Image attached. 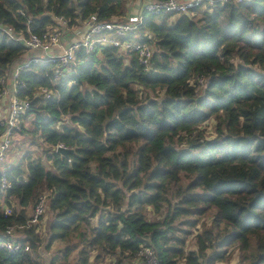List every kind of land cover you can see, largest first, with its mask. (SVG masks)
<instances>
[{"label": "trees", "instance_id": "obj_1", "mask_svg": "<svg viewBox=\"0 0 264 264\" xmlns=\"http://www.w3.org/2000/svg\"><path fill=\"white\" fill-rule=\"evenodd\" d=\"M129 1L0 0V24L24 38L61 28L58 18L72 30L91 16L122 21ZM134 35L152 49L148 70L133 51L97 47L77 51L56 84L50 61L20 73L31 135L47 148L5 169L0 243L39 248L26 209L45 187L46 250L62 243L48 264H143L142 248L157 264H228L233 254L237 264H264V76L247 68L264 72V0L144 11ZM25 53L0 31V96ZM40 88L53 96H37ZM58 145L73 153H56ZM0 264L37 263L0 247Z\"/></svg>", "mask_w": 264, "mask_h": 264}, {"label": "built area", "instance_id": "obj_2", "mask_svg": "<svg viewBox=\"0 0 264 264\" xmlns=\"http://www.w3.org/2000/svg\"><path fill=\"white\" fill-rule=\"evenodd\" d=\"M204 1H207L209 6H213L216 1L225 3L228 0H156L146 4L142 12L127 15L122 21L111 19L100 22L97 21L95 16H91L82 25L84 27L83 32H80L81 27L71 30L73 31L74 38L68 44L63 42L67 31L65 29L67 23L62 18L57 19L61 28L49 30L41 35L30 34L27 38H24L21 34H16L12 28L4 27L0 24V31L4 32L9 40L19 41L26 49L22 62L11 71V97L7 116L2 121L5 130L0 135V167H2L6 153L12 144L14 132L21 130L23 118L30 107V101L28 99H20L18 96V91L24 87L19 81V76L22 71L30 65H38L42 62L50 61L53 63L52 82L56 84L69 72L71 65L74 63L75 53L77 51L84 49L86 52H91L97 47H115L119 49L121 54L126 53V51H133L136 53L138 62L148 70L152 49L148 45L132 43L128 40V37L132 34L135 37L134 34L137 33L142 23V14L144 11L149 13L181 15L187 14L191 9L201 6ZM233 1L236 3L241 1L250 2V0ZM5 94L6 91L3 90L0 99ZM37 96H41L47 100L53 96V92L48 88H40ZM57 147L65 148L63 145H58ZM10 186V182L5 175V169H1L0 192L6 191ZM45 203V196H39L37 198L31 213L28 215L26 227L39 228L45 213ZM4 214L10 215L11 210L6 208ZM8 230L12 231V227H9ZM0 247L10 253H17L19 251L30 252V245L28 243H17L7 240L1 242ZM139 257L143 264H157L155 255L150 248H142L139 252Z\"/></svg>", "mask_w": 264, "mask_h": 264}, {"label": "rangeland", "instance_id": "obj_3", "mask_svg": "<svg viewBox=\"0 0 264 264\" xmlns=\"http://www.w3.org/2000/svg\"><path fill=\"white\" fill-rule=\"evenodd\" d=\"M131 1L129 2V4L132 3ZM199 7H201V6H199ZM113 19L120 21V19H117V18H113ZM135 43H137V42H135ZM29 54H31V53H29ZM129 59H130L129 56L126 57V59H125L126 64L129 63ZM203 88H204V83L200 81L199 85H198V89L202 90ZM33 120H34L33 114H30L29 116H25L23 118V121H22L21 129L25 130L26 132L23 133L22 130L14 132L13 138H12V144H11L9 151H8L9 157H8L6 164L16 165V164H19L22 162V165H24L26 163V161L23 160L24 158L31 157L33 159H38V158L42 159L44 157L43 156V150H45L47 148V146L45 144H43L41 141H38V140L34 141L32 135H31V132L33 130ZM204 127L207 130L208 138H213L214 137L213 125H211V123H207V126L205 125ZM27 131H29V133ZM48 195H49V193L46 192V188L43 187L41 189V194L39 196H45L46 200H47ZM36 199L31 204L32 207H33L34 203L36 202ZM204 221L209 222V219L205 218ZM50 222H51V215L48 212L47 208H45V215L41 220V224H40L39 228L36 229L41 236V240H42L41 242L42 243L40 244L39 248L34 253L31 252V250L29 252L37 264H48L52 260L54 255L58 253V250L61 246L60 244H62L59 242H53L52 245L50 246V249L46 250V245H47L46 241L48 240L49 233H50V228H49ZM186 248L189 250H191L192 248L194 249L193 240L191 238L189 239V241L186 245ZM236 256H237L236 254H233V257L231 258V260L229 261L228 264H237V257ZM112 262H113V259L107 258V260L103 264H110ZM123 263L127 264V260L124 259L122 264ZM136 263H138V261L130 262V264H136ZM216 264H226V263L219 262Z\"/></svg>", "mask_w": 264, "mask_h": 264}, {"label": "crops", "instance_id": "obj_4", "mask_svg": "<svg viewBox=\"0 0 264 264\" xmlns=\"http://www.w3.org/2000/svg\"><path fill=\"white\" fill-rule=\"evenodd\" d=\"M153 1H156V0H132L131 4H129V2H128L127 15L138 14V13L142 12L144 6L150 2H153ZM182 1H188V0H182ZM81 28L82 29L80 30V32H83L84 27H82V25H81ZM73 38H74L73 31L67 30L65 33V36L63 38V42L65 44H68L71 40H73ZM24 57L25 56H23L21 59L17 60L15 62V64L11 67V70H9V72H8L7 79L5 81V86H4V90L6 91V94L0 99V120H4V118L7 116V113H8V107H9V102H10V97H11V89H12L11 71H12V69L14 70V68L22 62ZM8 157L9 156H8V152H7L6 156H5L4 163H3L2 167H0V170L1 169H8L11 166H14V165L6 164ZM31 210H32V205H30L26 209V212L28 215L31 213Z\"/></svg>", "mask_w": 264, "mask_h": 264}, {"label": "water", "instance_id": "obj_5", "mask_svg": "<svg viewBox=\"0 0 264 264\" xmlns=\"http://www.w3.org/2000/svg\"><path fill=\"white\" fill-rule=\"evenodd\" d=\"M236 64L243 66V64L241 62H239V61ZM247 68L252 70V71H254V72H256L259 75L264 76V72L263 71H259L258 69L254 68V67H251V66H248ZM55 152L60 154V155H62V156H64V157H68L69 154L73 153V151L71 149L62 148V147H57L55 149Z\"/></svg>", "mask_w": 264, "mask_h": 264}]
</instances>
